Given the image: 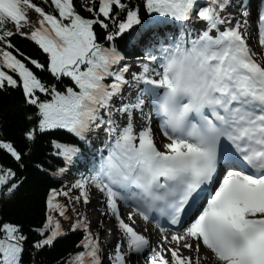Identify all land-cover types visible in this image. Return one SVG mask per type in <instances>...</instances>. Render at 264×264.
<instances>
[{"label": "snow or ice", "instance_id": "6c2138e0", "mask_svg": "<svg viewBox=\"0 0 264 264\" xmlns=\"http://www.w3.org/2000/svg\"><path fill=\"white\" fill-rule=\"evenodd\" d=\"M80 8L88 15L74 0H0V92L18 89L34 109L24 149L0 132L17 166L0 165V201L23 186L40 136L47 151L33 166L59 184L30 229L33 258L79 231L56 264H264V0L254 21L245 0ZM28 240L0 222V264H24Z\"/></svg>", "mask_w": 264, "mask_h": 264}, {"label": "trees", "instance_id": "16d2710c", "mask_svg": "<svg viewBox=\"0 0 264 264\" xmlns=\"http://www.w3.org/2000/svg\"><path fill=\"white\" fill-rule=\"evenodd\" d=\"M74 3L81 14L88 15L80 8L81 0H74ZM96 31L98 35H103L99 28ZM15 43L26 54L33 57L40 56L37 46L29 40L17 37ZM117 44L123 49V41L118 40ZM128 55L131 59L132 55L130 53ZM40 75L45 81L51 80L50 75L47 73H40ZM33 110L30 107H24L20 90L9 89L0 92V132H3L6 139L14 141L20 149H24L23 132L29 127L25 116ZM57 135H62V133H57ZM49 138L48 136H40L33 149L32 156L25 159L26 170L19 174L27 179L15 197L8 201H0V218H2L0 222L7 221L23 225L25 234L29 237L23 254L24 264H56L60 258L66 257L75 250V246L82 237V233L79 231L69 232L63 238H59L54 247L45 248L35 253L33 258L34 250L31 248V242L37 239V236L30 229L39 226L44 220L45 196L49 187H59L55 179L42 174L33 166L34 161L45 158L44 153L47 151V140ZM51 162L56 163L55 160ZM0 165L10 166L14 169L17 167L14 161L3 152H0Z\"/></svg>", "mask_w": 264, "mask_h": 264}, {"label": "rangeland", "instance_id": "374dc122", "mask_svg": "<svg viewBox=\"0 0 264 264\" xmlns=\"http://www.w3.org/2000/svg\"><path fill=\"white\" fill-rule=\"evenodd\" d=\"M251 11H252L253 21H254L255 20L254 19L255 18V13H254L253 10H251ZM160 139H162V137ZM95 203H96V201L93 200L92 205H95ZM92 205L88 206V215H89V217H90V219L92 221L93 226L95 227L97 222H98L99 213L98 212H94L92 210ZM123 211L126 214L127 211H129V209H124ZM106 223H108V226L111 227V222L110 221H106ZM137 226H138V230H142L145 227L143 221H141V220H138ZM65 229H67V225L66 224H65ZM111 236H113V235L109 234V232L101 231V239L105 243L109 242ZM151 239L153 240L154 243L158 242V234H157L156 230H154V229L151 230ZM114 244H115V241H114V243L111 246H113ZM107 246L111 247L110 245H107ZM185 254H187V253H185ZM139 264H143V262L140 261Z\"/></svg>", "mask_w": 264, "mask_h": 264}, {"label": "bare ground", "instance_id": "6f19581e", "mask_svg": "<svg viewBox=\"0 0 264 264\" xmlns=\"http://www.w3.org/2000/svg\"><path fill=\"white\" fill-rule=\"evenodd\" d=\"M114 241H115V237L114 236H111V238H110V240L108 242V245L111 246L114 243ZM105 244L107 245V243H105Z\"/></svg>", "mask_w": 264, "mask_h": 264}]
</instances>
